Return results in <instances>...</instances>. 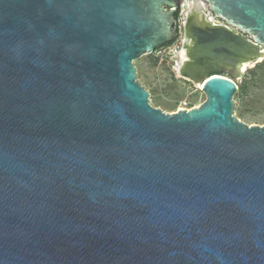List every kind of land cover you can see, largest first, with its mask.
Listing matches in <instances>:
<instances>
[{"label": "water", "instance_id": "obj_1", "mask_svg": "<svg viewBox=\"0 0 264 264\" xmlns=\"http://www.w3.org/2000/svg\"><path fill=\"white\" fill-rule=\"evenodd\" d=\"M166 113L133 61L177 0H0V264H264V127L234 116L264 60V0H201ZM228 75L229 77L225 76Z\"/></svg>", "mask_w": 264, "mask_h": 264}, {"label": "rangeland", "instance_id": "obj_2", "mask_svg": "<svg viewBox=\"0 0 264 264\" xmlns=\"http://www.w3.org/2000/svg\"><path fill=\"white\" fill-rule=\"evenodd\" d=\"M193 3L203 2L188 0L189 5L193 6ZM182 44L180 34L173 43L133 61L138 81L150 93L151 106L166 113L177 112L185 102L192 109L206 100L201 87L181 77L176 70L181 62ZM237 83L239 90L234 96V116L248 125L264 127V60L249 65Z\"/></svg>", "mask_w": 264, "mask_h": 264}, {"label": "bare ground", "instance_id": "obj_3", "mask_svg": "<svg viewBox=\"0 0 264 264\" xmlns=\"http://www.w3.org/2000/svg\"><path fill=\"white\" fill-rule=\"evenodd\" d=\"M193 4L194 5L193 6L191 5V8L188 10V15H187V19H186L187 21H189L190 19L196 18V21H198L200 24H203V25H221V24L217 23L215 19H213V17H214L213 15H212L213 17L209 16L211 13L209 12V10H207L208 8L206 9L207 6L205 7L201 3H199V4L193 3ZM183 43H185V39H184ZM186 44H188V43H186ZM186 44L182 49L181 62L179 64V66L177 67L178 70H180L181 64L188 59L187 55H186V52H187ZM251 64H253V63H251ZM251 64H245L243 66V70L245 71L247 69V67ZM199 86L201 87V85H199Z\"/></svg>", "mask_w": 264, "mask_h": 264}, {"label": "flooded vegetation", "instance_id": "obj_4", "mask_svg": "<svg viewBox=\"0 0 264 264\" xmlns=\"http://www.w3.org/2000/svg\"><path fill=\"white\" fill-rule=\"evenodd\" d=\"M177 2H178V10L176 12V17H177V20L179 21V24L181 25L180 34L183 37V23L187 19L188 10L191 8V5L188 4V0H177ZM201 4H203V3H201ZM209 16L213 17L211 14ZM213 19H215L216 22L221 24V25L224 24L223 22L219 21L218 19H216L214 17H213ZM180 34H179V36H180ZM183 41H184V37H183Z\"/></svg>", "mask_w": 264, "mask_h": 264}, {"label": "built area", "instance_id": "obj_5", "mask_svg": "<svg viewBox=\"0 0 264 264\" xmlns=\"http://www.w3.org/2000/svg\"><path fill=\"white\" fill-rule=\"evenodd\" d=\"M180 110H191V109L188 107V104L185 102L182 103V105L179 107L178 111Z\"/></svg>", "mask_w": 264, "mask_h": 264}, {"label": "trees", "instance_id": "obj_6", "mask_svg": "<svg viewBox=\"0 0 264 264\" xmlns=\"http://www.w3.org/2000/svg\"><path fill=\"white\" fill-rule=\"evenodd\" d=\"M177 18V17H176ZM174 42V41H173ZM172 43V42H171ZM171 43H169V44H171ZM158 49H156L155 51H157Z\"/></svg>", "mask_w": 264, "mask_h": 264}]
</instances>
